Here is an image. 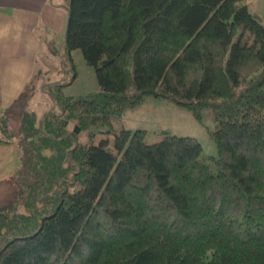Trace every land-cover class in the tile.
<instances>
[{
  "label": "trees",
  "instance_id": "obj_1",
  "mask_svg": "<svg viewBox=\"0 0 264 264\" xmlns=\"http://www.w3.org/2000/svg\"><path fill=\"white\" fill-rule=\"evenodd\" d=\"M49 4L56 15L28 47L29 82L0 111V143L21 156L0 179V264H264L257 12L246 0ZM76 49L100 89L66 96L48 63ZM37 91L52 105L41 116L28 107ZM150 95L198 119L209 109L217 155L191 136L162 131L148 143L146 130L116 129ZM94 128L113 143H92Z\"/></svg>",
  "mask_w": 264,
  "mask_h": 264
},
{
  "label": "rangeland",
  "instance_id": "obj_2",
  "mask_svg": "<svg viewBox=\"0 0 264 264\" xmlns=\"http://www.w3.org/2000/svg\"><path fill=\"white\" fill-rule=\"evenodd\" d=\"M252 12H257L264 24V0H246ZM13 21V19H9ZM3 38L0 37V111L13 100L24 86L29 82L28 75L32 58V47L27 46V31L22 26L17 28L4 17ZM12 24H14L12 22ZM43 32L49 34L48 28ZM55 37L60 44L63 34ZM42 34V35H43ZM36 38H34L35 43ZM72 61L61 57L53 58L48 63L49 70L54 71L51 82L63 80L66 85L62 87V93L66 96H84L92 92L99 91L94 69L89 66L83 58L82 52L78 49L72 50ZM49 97L37 91L29 102L28 107L42 115L51 108ZM211 111L202 109L200 118H196L194 113L176 105L165 98L146 96L142 103L124 112L118 122L114 123L116 129L124 127L134 131L136 129L146 130V142L154 143L162 138V131L178 136H191L196 138L202 145L204 153L209 156L217 155V147L210 132L215 128ZM70 123V127H71ZM104 128H94L92 143L97 144L101 139L108 137L110 145L113 143V135L102 133ZM81 141H88L87 132L82 133ZM20 150L16 145L0 143V179L6 173H14L20 167ZM6 172V173H5ZM5 173V174H3ZM3 174V175H1Z\"/></svg>",
  "mask_w": 264,
  "mask_h": 264
},
{
  "label": "crops",
  "instance_id": "obj_3",
  "mask_svg": "<svg viewBox=\"0 0 264 264\" xmlns=\"http://www.w3.org/2000/svg\"><path fill=\"white\" fill-rule=\"evenodd\" d=\"M49 2L50 0H0V37L3 38L2 21L5 17L17 30L21 26L26 29L27 46L33 44L31 39L36 25L46 24L51 16L56 15L55 9L50 6ZM9 19L13 21L10 22Z\"/></svg>",
  "mask_w": 264,
  "mask_h": 264
}]
</instances>
